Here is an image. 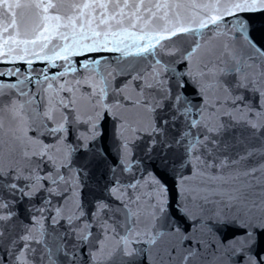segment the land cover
I'll use <instances>...</instances> for the list:
<instances>
[{
	"label": "snow or ice",
	"instance_id": "1",
	"mask_svg": "<svg viewBox=\"0 0 264 264\" xmlns=\"http://www.w3.org/2000/svg\"><path fill=\"white\" fill-rule=\"evenodd\" d=\"M255 14L0 0V264H264Z\"/></svg>",
	"mask_w": 264,
	"mask_h": 264
},
{
	"label": "water",
	"instance_id": "2",
	"mask_svg": "<svg viewBox=\"0 0 264 264\" xmlns=\"http://www.w3.org/2000/svg\"><path fill=\"white\" fill-rule=\"evenodd\" d=\"M249 23H250L252 29L254 30V34L257 37L264 34V14L252 15L250 20H249ZM20 66L23 67V65H20ZM7 67H9V65L0 64V71L6 70ZM34 67L37 69H40L43 67V65L42 64H35Z\"/></svg>",
	"mask_w": 264,
	"mask_h": 264
}]
</instances>
